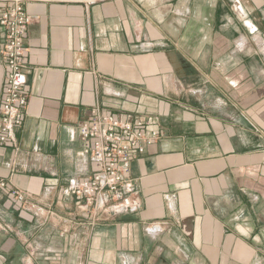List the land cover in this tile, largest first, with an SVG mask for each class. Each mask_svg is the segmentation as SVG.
<instances>
[{"label": "crops", "instance_id": "0c3cea01", "mask_svg": "<svg viewBox=\"0 0 264 264\" xmlns=\"http://www.w3.org/2000/svg\"><path fill=\"white\" fill-rule=\"evenodd\" d=\"M28 101L0 143V264H264V0H34ZM7 68L0 52V98ZM162 130L133 181L63 193L89 111ZM129 196V208L115 207Z\"/></svg>", "mask_w": 264, "mask_h": 264}, {"label": "built area", "instance_id": "2783aa9c", "mask_svg": "<svg viewBox=\"0 0 264 264\" xmlns=\"http://www.w3.org/2000/svg\"><path fill=\"white\" fill-rule=\"evenodd\" d=\"M34 0H0V52L7 68L0 98V143L6 142L12 129L22 125L28 101L24 38L30 23L25 4ZM77 132L83 151L94 157L93 173L70 184L63 193L85 198L89 207L101 202V194L124 186L131 190V161L152 147L162 130L149 128L144 120H120L110 112L91 110L80 122ZM0 191L9 203L22 202L24 193L0 181ZM129 196H123L117 209L129 208Z\"/></svg>", "mask_w": 264, "mask_h": 264}]
</instances>
